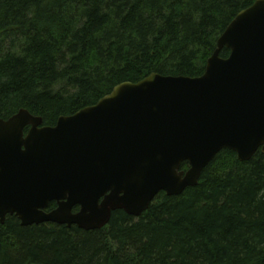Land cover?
Wrapping results in <instances>:
<instances>
[{"label":"trees","instance_id":"1","mask_svg":"<svg viewBox=\"0 0 264 264\" xmlns=\"http://www.w3.org/2000/svg\"><path fill=\"white\" fill-rule=\"evenodd\" d=\"M255 1L0 0V120L24 109L54 127L122 83L199 78ZM0 264H264V154L222 150L197 186L160 192L139 218L115 211L101 230L8 217Z\"/></svg>","mask_w":264,"mask_h":264},{"label":"water","instance_id":"2","mask_svg":"<svg viewBox=\"0 0 264 264\" xmlns=\"http://www.w3.org/2000/svg\"><path fill=\"white\" fill-rule=\"evenodd\" d=\"M225 149L240 162L264 154V0L227 26L199 78L122 83L54 127L24 109L0 120V224L15 216L89 232L115 211L139 218L160 192L197 186ZM50 202L62 203L44 214Z\"/></svg>","mask_w":264,"mask_h":264},{"label":"flooded vegetation","instance_id":"3","mask_svg":"<svg viewBox=\"0 0 264 264\" xmlns=\"http://www.w3.org/2000/svg\"><path fill=\"white\" fill-rule=\"evenodd\" d=\"M62 202L60 203H57V202H50L47 207L43 210V213L44 214H50L51 212L55 211L59 204H61ZM80 211V207L79 206H74L71 210V213L72 215H76L78 212ZM8 217H14L16 219V221L18 222L19 226L20 227H23L21 224H20V221L15 217V216H6V218ZM5 218V220H6ZM49 225H52V226H63L65 227L66 229H70L72 227H76L78 228L77 226L75 225H71V226H67V225H57V224H50V223H45V224H39V225H32V226H49ZM32 226H28V227H32ZM79 229V228H78Z\"/></svg>","mask_w":264,"mask_h":264}]
</instances>
